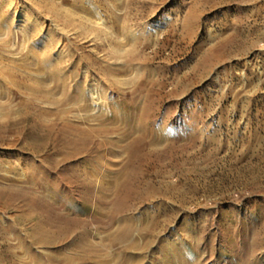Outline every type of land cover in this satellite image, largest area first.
<instances>
[{
	"label": "rangeland",
	"instance_id": "obj_1",
	"mask_svg": "<svg viewBox=\"0 0 264 264\" xmlns=\"http://www.w3.org/2000/svg\"><path fill=\"white\" fill-rule=\"evenodd\" d=\"M104 198L113 264H264V0H0V264Z\"/></svg>",
	"mask_w": 264,
	"mask_h": 264
},
{
	"label": "bare ground",
	"instance_id": "obj_2",
	"mask_svg": "<svg viewBox=\"0 0 264 264\" xmlns=\"http://www.w3.org/2000/svg\"><path fill=\"white\" fill-rule=\"evenodd\" d=\"M100 205L106 207L107 205L114 206V214L117 216V218H119V224L117 223L118 226L114 231H106V234L103 235L104 238L100 239L99 241H96L97 238H93V234L91 235L89 232H84V230L83 232L79 233L76 241L74 240L71 242L74 228L72 223L73 221L71 222L68 219L64 225H60L55 220L37 221L32 224L31 221H27V218L25 219V217L22 215H13V217H16L19 226L23 228L26 239H30L35 247L46 251V255L50 257L51 264H113L112 253H114L116 248H119L121 251L125 252H130L132 249L126 248L123 244L124 237L128 235L130 230L129 226L132 225L130 221V224H128L125 223L124 220H121L123 219L121 213L122 210H127V208L130 209V207L133 208V205L129 206V204L126 203L123 207H121L115 199H110L108 201L106 198L100 201ZM115 215L113 216L115 217ZM79 230L80 229H78V231ZM16 240L19 250L21 249L25 253V255L19 259V261L15 260L17 263L41 264L40 259L36 257L25 245L24 239H22L20 236H16ZM6 246L9 256L12 257L14 251L11 244L7 243ZM125 262H127V260ZM134 263L138 264V262Z\"/></svg>",
	"mask_w": 264,
	"mask_h": 264
}]
</instances>
